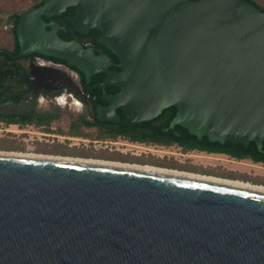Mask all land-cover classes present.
I'll return each instance as SVG.
<instances>
[{
    "label": "water",
    "instance_id": "95a60500",
    "mask_svg": "<svg viewBox=\"0 0 264 264\" xmlns=\"http://www.w3.org/2000/svg\"><path fill=\"white\" fill-rule=\"evenodd\" d=\"M67 17L118 59L95 55L43 17ZM20 55L66 61L123 110L124 125L169 107L170 128L260 152L264 12L246 0H45L22 13ZM100 120H113L98 115ZM0 264H264V193L192 178L0 155Z\"/></svg>",
    "mask_w": 264,
    "mask_h": 264
},
{
    "label": "flooded vegetation",
    "instance_id": "af4514ba",
    "mask_svg": "<svg viewBox=\"0 0 264 264\" xmlns=\"http://www.w3.org/2000/svg\"><path fill=\"white\" fill-rule=\"evenodd\" d=\"M70 9L72 14L66 9L59 16L43 17L44 21L62 27L64 31L61 32L68 37L67 40L91 48L95 55L106 56L108 71H119L115 67L118 64L116 56L98 42L99 31L89 30L80 35L74 30L67 17L74 16L75 8ZM8 30L10 43L8 47H0V152L90 159L79 150L85 143H111L123 139L145 144L128 139V134L144 128L152 137L160 130L162 139L175 136L181 142H197L199 145L209 142L206 137L197 140L178 125L170 128L174 116L163 122L162 112L150 121L124 125L126 116L123 110L110 105L106 99L117 94L119 88L105 86L101 90L99 87L107 72L87 78L62 59L38 53L20 55L15 31L12 34ZM98 115L113 120H100ZM209 144L217 146L218 143ZM171 145L178 146V143L173 141Z\"/></svg>",
    "mask_w": 264,
    "mask_h": 264
},
{
    "label": "rangeland",
    "instance_id": "374dc122",
    "mask_svg": "<svg viewBox=\"0 0 264 264\" xmlns=\"http://www.w3.org/2000/svg\"><path fill=\"white\" fill-rule=\"evenodd\" d=\"M264 7V0H255ZM31 0H0V47L10 43L8 27L3 24L6 14L20 12ZM82 144V143H81ZM81 154L93 160H103L135 166H154L164 170L221 178L264 187V165L248 159L236 160L223 154L182 151L175 145L130 143L116 139L111 143H85Z\"/></svg>",
    "mask_w": 264,
    "mask_h": 264
},
{
    "label": "trees",
    "instance_id": "16d2710c",
    "mask_svg": "<svg viewBox=\"0 0 264 264\" xmlns=\"http://www.w3.org/2000/svg\"><path fill=\"white\" fill-rule=\"evenodd\" d=\"M32 4L26 8L23 11L20 12H13L5 15V18L3 20V24L10 29L12 34H14L16 24L18 22L19 16L27 12L28 10L35 8L42 4L45 0H31ZM247 2L252 3L257 9L264 12V7L260 6L255 0H246ZM69 14H72V10L70 8L67 9ZM43 20H46L43 18ZM69 27V26H68ZM9 31V30H8ZM58 35L61 39L67 40L68 37L64 36L63 32L59 31ZM175 115V109L173 107H169L162 111V117L161 119L163 122H166L170 120ZM160 130H157V134L153 137L151 136L150 132L147 129H141L138 132L130 133L128 134V139L130 141H136V142H143L145 144H158V145H171L173 141H176L178 143V146L181 148L182 151H199V152H205V153H216V154H223L230 158H234L236 160H242V159H248L253 163H260L264 165V142L261 151L259 152L256 149V146L254 143L250 142L248 146L245 148L241 145H232L228 142H225L223 146H220L217 144V146H212L209 144V142H206L204 145H199V143H188V141H179L175 138V136H172L170 139H162L160 137ZM186 137L188 135H185ZM112 138L115 137V135L111 136Z\"/></svg>",
    "mask_w": 264,
    "mask_h": 264
},
{
    "label": "bare ground",
    "instance_id": "6f19581e",
    "mask_svg": "<svg viewBox=\"0 0 264 264\" xmlns=\"http://www.w3.org/2000/svg\"><path fill=\"white\" fill-rule=\"evenodd\" d=\"M0 155H7V156H20V157H33V158H46V159H54V160H62V161H70V162H81V163H91V164H101V165H108V166H114V167H121V168H128V169H134V170H141V171H148V172H155V173H162V174H168V175H174V176H180V177H186V178H192L202 181H208L243 189H249L254 191H259L264 193V187L257 186V185H251L247 183H242L239 181H233V180H227V179H221V178H214V177H207L197 174H191V173H184V172H178V171H172V170H164L152 166H135V165H128V164H120L115 162H107L103 160H93V159H80V158H65V157H50V156H30V155H18L14 153H2L0 152Z\"/></svg>",
    "mask_w": 264,
    "mask_h": 264
}]
</instances>
